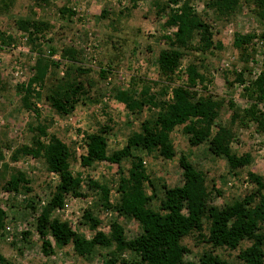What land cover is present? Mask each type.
I'll return each instance as SVG.
<instances>
[{
    "label": "rangeland",
    "instance_id": "1",
    "mask_svg": "<svg viewBox=\"0 0 264 264\" xmlns=\"http://www.w3.org/2000/svg\"><path fill=\"white\" fill-rule=\"evenodd\" d=\"M154 1L157 0H141L136 7L131 0H48L43 5H37L36 0H13L8 7L0 3V77L3 84L0 87V176L4 164L8 163L10 167L27 173L32 180L30 191L16 193L4 191L0 177V201L7 213L6 225L0 230V253L14 264H106V255L110 251L108 248H97L89 258L78 256L72 245L63 248L55 246V254L50 257L42 252L37 218L60 179L47 171L42 158L27 155L19 161H11L16 148L31 144L32 135L27 126L36 122V117L32 110L23 107V94L18 87H27L34 76L41 50L58 63L50 68L48 83L64 78L69 72L72 74L77 66L88 68L91 72L84 78L91 82L92 96L98 99L86 100L72 113L60 115L47 104L44 95L33 98L43 116L50 119L48 132L58 135L75 150L72 171L83 179L79 192L68 195L64 208L56 209L53 216L68 221L74 230L88 239L98 231L109 233L113 221L124 226L128 241L141 236L143 230L138 221L106 205L119 204L120 169L127 171L130 160H125L122 167L109 161L84 167L80 156L86 152V134L96 132L104 125L113 128L108 134L109 153L122 148L132 132L139 129L141 121L128 111L124 103L113 97L115 89H129L134 76L163 84L157 67L159 52L165 46L161 37L171 34L175 28L168 26L166 14L157 16ZM207 1L190 0L210 24L215 44L221 43L222 47L206 50L196 36L192 49L182 58L178 68L179 78L170 85H187L188 67L196 63L202 75L192 87L198 91L197 100L224 98L234 101V110L240 119L232 120L233 109L226 104L218 122L232 127L235 134L232 149L239 154L251 153L252 160L248 166L233 172L224 158L209 150L207 142L191 146L182 127H179L172 134L176 152L173 159L165 160L156 153L136 151L143 157L153 182L148 191L155 194L152 201L154 209H158L164 197V183L169 187L183 183V168L179 162L182 155L205 172L209 205L223 207L253 192L257 184L252 180L251 173L264 179V152L255 147L264 144V129L255 120L244 117V112L251 107L264 114V101L251 99L246 93V88L264 73V46L260 37L264 33V22L247 0H242L240 10L230 19L217 18L215 12L206 6ZM64 7L74 14L63 16L60 9ZM105 9L109 15L102 18ZM25 18L46 21L51 28L26 31L15 24L16 20ZM235 33L254 37L241 51L233 45ZM24 38H27L25 46L29 52L18 49ZM68 47L79 52L76 63L63 58V52ZM52 49L55 50L53 55L50 53ZM101 70L105 71L103 77ZM239 74H242L243 82L238 81ZM141 86L140 83L138 88ZM36 90L41 94L45 92L40 86ZM148 114L146 108L144 115ZM258 140L262 142L257 143ZM23 160L28 163H23ZM9 173L10 170L5 175ZM32 204L36 209L31 208ZM87 213L95 222L86 219ZM26 231L30 232L27 238L24 235ZM183 243L190 249L186 254L188 260L197 261L203 251L210 248L208 243L199 242L196 234L184 238ZM248 245L250 242L245 240L240 248ZM239 251L217 249L216 253L234 261ZM124 257L144 264L135 251L127 250Z\"/></svg>",
    "mask_w": 264,
    "mask_h": 264
},
{
    "label": "trees",
    "instance_id": "2",
    "mask_svg": "<svg viewBox=\"0 0 264 264\" xmlns=\"http://www.w3.org/2000/svg\"><path fill=\"white\" fill-rule=\"evenodd\" d=\"M12 1L1 0L0 3L8 7ZM47 1L36 0V4L43 5ZM131 1L133 7H136L137 2L141 0ZM247 1L255 7L258 18L264 22V0ZM241 5L242 0L206 2V6L215 12L217 18H232L240 10ZM154 8L157 16L166 14L168 26L175 28L171 34L161 37L165 46L159 52L157 67L163 84L134 76L129 89H115L113 97L124 103L128 111L141 121L139 129L132 132L122 148L109 153L108 134L113 128L108 124L104 125L96 132L86 134L87 149L80 156L84 167H90L99 161H109L122 167L125 160H130L127 171L120 169L119 204L106 205L139 222L143 231L138 238L128 241L124 226L118 221H113L109 233L98 231L88 239L74 230L68 221L53 216L56 209L64 207L68 195L79 192L83 179L80 174L75 175L72 171V160L76 159L75 150L58 135L48 132L50 119L43 116L33 98L44 95L47 104L60 115L72 113L78 105L86 103V100L98 101L92 96L91 82L84 78L91 70L77 66L72 74L69 72L64 78L48 83L50 68L58 63L50 56H45L41 50L34 76L27 87H18L23 94L21 100L23 107L35 113L36 122H31L27 126L32 135L31 144H23L16 148L11 155V161H19L27 155L42 158L47 171L58 174L60 179L37 218V231L42 236V252L50 257L55 254V246L63 248L72 245L74 252L82 258H89L97 248L110 249L106 255V264H139L124 257L127 250L139 253L144 264H264L262 177L251 173L257 187L242 200L223 207L209 205V188L205 172L196 167L186 155H182L179 162L183 168V183L172 187L164 183V197L160 200L158 209L152 207L155 194L149 193L148 186L153 187V182L143 157L136 151L156 153L165 160L173 159L176 152L172 134L179 127H182L191 146L207 142L209 150L214 155L224 158L233 172L248 166L252 160L251 153L239 154L232 149L231 143L235 136L232 127L218 122L220 112L226 104L233 109L232 120L240 119L238 112L234 110V101L224 98L197 100L198 91L192 87L202 75L196 63H191L188 67L187 85L175 87L170 85L179 78L178 68L182 58L192 49V42L196 36L206 50L222 47L221 43L215 44L210 24L201 17L190 0H157L154 1ZM60 12L63 16L74 14L66 7L61 8ZM108 15L109 12L105 9L102 18H107ZM15 24L26 31L33 28L38 32L51 28L48 22L32 18L16 20ZM252 37L254 36L245 37L235 33L233 45L242 51ZM260 37L264 46V33ZM2 41L4 42L3 38ZM50 53L53 55L55 50L52 49ZM78 56L79 52L71 47L63 52V58L73 63L78 61ZM100 73L103 77L105 71L101 70ZM237 79L244 81L242 74H239ZM140 83L142 86L138 88ZM37 86H40L42 91L45 90L44 94L36 90ZM0 87H3L1 77ZM246 93L251 99L264 101V73L246 88ZM146 108L149 110L147 116L144 115ZM244 113V117L255 120L264 129L263 113L254 107ZM8 170L10 173L6 176ZM0 177L3 180L4 191L16 193L30 191L32 180L28 174L10 167L8 163L4 164ZM31 208L36 209L35 204H32ZM6 219L7 213L0 201V230L5 227ZM86 219L95 222L89 213L86 214ZM192 234H196L199 242L210 245L197 261L186 259L190 249L183 243V239ZM24 235L27 238L30 232L26 231ZM245 240L250 242V245L240 248ZM217 249L240 251L236 260L231 261L216 253ZM0 264L14 262L0 253Z\"/></svg>",
    "mask_w": 264,
    "mask_h": 264
},
{
    "label": "built area",
    "instance_id": "3",
    "mask_svg": "<svg viewBox=\"0 0 264 264\" xmlns=\"http://www.w3.org/2000/svg\"><path fill=\"white\" fill-rule=\"evenodd\" d=\"M27 38H24V42L21 44V45H19L18 46V49L20 50V51H22V52H29V50H28V48H26V46H25V40H26ZM81 138L83 137L82 135L80 136ZM260 142H262V141H260V140H258L257 141V143H260ZM85 147H86V149H87V145L85 144ZM256 148H258V149H260V152H264V144L263 145H257V146H255ZM23 163H28V161L27 160H23L22 161ZM52 175L53 176H58V174H56V173H52ZM59 177V176H58ZM65 206V205H64ZM64 208V207H63ZM62 209V208H61Z\"/></svg>",
    "mask_w": 264,
    "mask_h": 264
}]
</instances>
